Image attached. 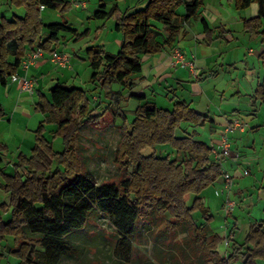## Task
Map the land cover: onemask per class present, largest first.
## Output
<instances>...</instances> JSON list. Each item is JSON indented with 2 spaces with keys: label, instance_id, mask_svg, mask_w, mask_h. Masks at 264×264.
Returning a JSON list of instances; mask_svg holds the SVG:
<instances>
[{
  "label": "trees",
  "instance_id": "trees-1",
  "mask_svg": "<svg viewBox=\"0 0 264 264\" xmlns=\"http://www.w3.org/2000/svg\"><path fill=\"white\" fill-rule=\"evenodd\" d=\"M102 1L93 17L113 19L122 41L114 53L98 45L86 47L94 85L88 90L100 88L105 97L115 98L119 95L112 89L115 82L126 88L129 96L143 101L133 110L128 127L125 121L119 126L121 135L114 158L128 176L118 182L97 183L90 171L80 170V129L110 106L97 111L101 100L90 106L86 89L63 81H56L48 97L38 93L35 107L45 114V120L36 130L31 154H18L12 174L0 170V187L9 195V202L0 208L10 213L8 221L0 214V240L13 236L9 253L16 259L14 264H63L65 260L85 264L89 244L96 246L95 253H105L111 264H264V220L252 221L241 243L230 241L225 251L222 249L223 237L211 227L212 215L199 196L221 175L219 160L212 157L209 144L197 138L195 129H185L181 136L175 134L183 122L198 127L212 119L185 100L175 99L174 92L170 109L146 100L142 91L132 92L133 76L141 72L143 58L167 47L171 50L178 36L184 34L183 26L198 15L203 0H146L143 7H138L143 0H136L124 9L117 4L107 9ZM229 1L238 10L257 3V14L243 18V28L260 33L264 42V0ZM6 4L22 7L24 12L11 18L0 14L2 86L17 75L30 51L40 48L51 54L58 48L61 32L75 39L83 34L66 22L45 23L42 19L46 8L68 9V0H6ZM180 5L184 6L182 14L177 11ZM201 22L203 40L211 44L212 29L206 20ZM258 57L264 64V51ZM217 73L211 69L206 77ZM250 102L264 104V78L251 93ZM46 122L56 124L52 136L62 137L61 151L54 150L52 141L43 136ZM163 144L180 157L141 152L147 146ZM189 194L193 195L190 202ZM195 212L200 213V222L193 219ZM99 217H106L112 226L109 248L98 230L90 231L98 236L95 241L84 242L88 225H95L91 218ZM142 236L151 242L149 257L135 256ZM3 257L0 253V264Z\"/></svg>",
  "mask_w": 264,
  "mask_h": 264
},
{
  "label": "rangeland",
  "instance_id": "rangeland-1",
  "mask_svg": "<svg viewBox=\"0 0 264 264\" xmlns=\"http://www.w3.org/2000/svg\"><path fill=\"white\" fill-rule=\"evenodd\" d=\"M68 1L70 2V7L65 11L47 8L42 11V18L46 22H66L70 26L76 28L79 33L83 32L78 39L73 38V36L69 33L61 32L59 34L58 47L63 49L61 52H66L69 62L65 66H57L51 62L58 70L56 71L54 68L52 69H54V74L58 73L60 76L61 71L69 68L72 63L75 68L70 70L72 71L71 75L67 78L60 79V81L86 89L87 97L90 100V106L96 105L97 102L101 100L99 104L100 109L97 111H100L103 107L107 108L110 106L109 110L105 111L103 115L94 117L92 120L87 121L82 125L78 138L77 154L80 161L81 172L90 171L97 183L118 182L128 176V172L125 168H123L114 158L115 149L121 135L119 126L125 121L128 127V123L134 117L133 110L143 101H139L134 96H129L128 90L126 88L123 89L120 84L115 82L112 84V89L119 92V95L115 98L105 97L100 88H96V90H88L92 89L94 85L90 82L92 70L89 67L86 47L89 45H98L105 51L114 53L120 46L122 35L118 31L114 30L113 19L109 18L101 20L93 17V12L101 3L100 0ZM102 2L106 4L107 9L113 6L115 2H117L119 7L123 9L124 3L131 6L134 5L136 0H103ZM145 3L146 0H143L139 3L138 7H143ZM183 9L184 6L180 5L177 8V11H183ZM252 9L253 7H248L246 9L238 10L234 7L233 2L229 0H203V5L198 12L199 14L196 17L191 18V23L192 25H197L198 28H200L202 27V22H200L199 18L207 19L213 32L212 41L214 42L213 44L201 45V49L206 51V53L210 54L212 52H219L220 54H225L228 49H235V51L232 52V60L234 57L239 56L238 59L235 60L236 62L231 63L229 66L232 67V78L235 80L234 82L239 84L242 88L243 86H248L249 84L250 86L252 85L253 87L251 90L254 91L257 85V78H264V64H262L258 57V55L264 51V42H262L260 33H252L243 28V18H249L250 16H254V14H256L252 12ZM23 12L24 10L22 7H12L6 4V0H0V14H3L5 17L11 18L13 14L22 15ZM209 12L214 13V15L212 16ZM103 22L104 26H102ZM220 22L223 24L221 25ZM221 26L224 30H222ZM248 48H252L253 50V56L251 57L249 65L252 69H247V63L243 55L244 53L246 54ZM218 66H220V64ZM75 70L79 71V76L75 75ZM229 78L230 74L226 73V81ZM45 82L46 83H44V81H39L38 87L42 89V94H45L48 97L49 89L56 83V80L48 77ZM140 91L141 89L139 88L134 91L132 89V92ZM253 91L250 93H253ZM143 92L147 93L148 98L150 97V90L149 93L148 91ZM158 92L159 95L162 94L160 91ZM14 93L17 95V90L15 91L14 87L9 88L8 86L5 87L0 84V103L4 108V113L2 115L0 114V170L6 174H8L7 170H9L10 174L13 173V163L16 161L20 152L24 153L27 157L30 156L31 148L35 143L36 130L39 123L45 120V114H43V112L37 109L34 105V103L38 101L39 95L37 93L34 94L35 101L32 98H28L20 102V107L16 109H14V107L17 96L13 99V96L15 95ZM157 95L158 94L151 96L158 105L163 107L172 106V101L170 99ZM172 95L173 93L169 95V98ZM243 112L245 114L246 111L244 110ZM121 113H124L126 117L124 118ZM194 128L197 127H192V125L183 122L181 126L177 128L175 134L177 136H181L186 133V131H184L185 129L190 132ZM198 129H201V126H198ZM55 130L56 124L46 122L42 134L47 140L52 141L54 150L61 151L63 149L62 137H53L52 135H54ZM197 136L200 137L201 135L198 134ZM141 152L145 155L153 153L154 155L161 157L167 155L170 158H175V156L177 158L180 157V153H177L176 150L167 144L155 145L154 147L147 146L142 149ZM54 167L55 165H53V168ZM192 197L193 195L189 194L187 196V201L190 202ZM3 202L6 204L9 202V195L5 193L2 187H0V205ZM241 208L243 209L244 214L242 212L243 217L240 222L242 224L239 227L240 229H238V236L239 234L240 236H243L245 227H242V225L247 221L248 217L252 220L251 216L253 215L250 208L247 209L245 205H242ZM7 211L9 210L2 211L0 208L1 218L3 219L4 217V221L10 218V213ZM212 212L215 217L212 225L215 226L218 222V215L216 210L213 208ZM254 212H256V210ZM192 217L196 222H200L201 218L198 212L193 213ZM90 221L95 225H88L87 228L89 232H87L86 238L83 237L84 242L89 244L92 239L95 241V238L98 236L90 231L98 230L97 233H99L100 239L103 238L106 243L105 247L109 248L110 245L108 240L111 238L112 234V226L109 220L106 217H99L97 219L91 218ZM219 228V231L226 229V222L223 221L220 223ZM141 242L142 245H138V250L135 253V256H151V242H147V238H145V236H142ZM13 244L14 240L11 235H6L4 239L0 240V253H3L4 255L2 264H14L16 262V259L9 253ZM96 250L97 248L95 245H88V251L90 253L87 254V258L84 260L85 264H111V259L104 256L105 253H95ZM63 264L74 263L72 261L65 260L63 261ZM232 264H240V262L235 261Z\"/></svg>",
  "mask_w": 264,
  "mask_h": 264
},
{
  "label": "crops",
  "instance_id": "crops-1",
  "mask_svg": "<svg viewBox=\"0 0 264 264\" xmlns=\"http://www.w3.org/2000/svg\"><path fill=\"white\" fill-rule=\"evenodd\" d=\"M115 4L118 5L117 2ZM127 6L130 5L124 3V8ZM249 7H253L252 12L257 14L258 6L256 2H253ZM178 12L182 14L184 9ZM209 13L212 16L214 15V13ZM202 19L207 21L206 18H199L200 22ZM43 21L48 23L44 19ZM220 23L221 25L223 24L222 22ZM102 26H104V22ZM183 29L184 34H180L175 43L191 59L193 67L174 65L171 50L167 47L160 53L143 58L141 72L133 76L134 85L132 89L134 91L139 88L141 91H148V93L150 90L149 98L147 93L142 91L146 95V100L153 101L157 106L167 109L171 107L158 105L152 96L158 94L157 96H164L170 99L171 96L169 98V95L174 92L175 99H183L190 104V107L208 115L212 122L205 123L201 126V129H198V127L194 129L199 135L203 136H197L198 139L207 140L206 143L208 144L214 143L217 149H220L219 138L224 134L226 126L232 124L234 120L238 122L239 125L226 132L229 140V150L219 160L221 175L199 194L212 215L211 227L223 237V245L221 247L225 251V235H230V241L241 243L249 224L254 220H264V104L258 102L254 105L251 104L250 92L253 91L251 90L252 85L250 86L249 84L242 88L234 82L232 67L229 66L238 59L239 55L232 60V52L235 49L225 50V54H220L219 52L208 54L201 49L202 44H207L203 40V27L198 28L197 25H192L190 19L183 26ZM57 50L62 51L63 49L58 47ZM243 55L247 63V69H252L249 66L253 56L252 48H248L246 54L244 53ZM49 58L50 54L44 53L43 57H40L27 69L20 68L17 73V79L12 80L10 78L6 86L9 88L14 87L15 91L17 90V95L14 93L15 95L13 96V99L17 96L14 109L20 107L19 103L28 98L34 100L35 93H42V89L38 87L39 81L46 83L45 81L48 77L60 81V79L69 77L72 72L70 70L75 68L71 63L69 68L63 69L59 76L58 73L54 74V69L56 71L58 69L53 66ZM219 64L220 66H218ZM211 69L218 70V73L215 76L206 77ZM75 73L76 76H79L78 70H75ZM226 73L230 74V78L227 81L225 79ZM22 76L33 81L34 91L32 94L21 89L19 77ZM204 77L206 78L204 79ZM260 81L261 79L257 78L256 83ZM158 91L162 94L159 95ZM0 107L4 113L1 103ZM243 109L246 111L245 114ZM7 173L10 174L9 170H7ZM228 197L236 200V206L225 217L223 208ZM242 205H245L247 209L250 208L253 215L251 214L252 220L248 217L247 221L242 225V227H245L243 236H240V234L238 236V229H240L239 227L242 224L240 222L244 214L241 208ZM212 208L216 210L218 215V222L215 226L212 225L215 219ZM255 210L256 212H254ZM9 219H6V221ZM223 221L226 222V229L219 231L220 223Z\"/></svg>",
  "mask_w": 264,
  "mask_h": 264
},
{
  "label": "built area",
  "instance_id": "built-area-1",
  "mask_svg": "<svg viewBox=\"0 0 264 264\" xmlns=\"http://www.w3.org/2000/svg\"><path fill=\"white\" fill-rule=\"evenodd\" d=\"M78 4V3H77ZM83 4V3H82ZM171 53L174 58V65L179 64L181 67H193V62L191 59L188 58V56L185 54L182 48H180L177 44L172 46ZM44 52L42 49L37 48L33 51H30L27 56L21 61L20 68L27 69L30 65L34 64L40 57H43ZM50 60L52 63H54L57 66H65L69 62L68 55L66 52H61L58 50H54L50 54ZM18 78V75L14 74L11 76L12 80H15ZM20 80V87L22 90L26 91L29 94L33 93V81L25 76L19 77ZM238 124L236 120L233 121L232 124H228L226 128L224 129V134H222L219 138L220 142V149H217L216 145L214 143H210L209 146L211 148V155L216 158L217 160H220L223 155H225L229 150V140L226 136V132L229 129L235 128ZM236 206V201L234 198L228 197L225 200L224 203V215L227 217V215L233 211V209ZM230 235L224 236V244L227 246L230 242Z\"/></svg>",
  "mask_w": 264,
  "mask_h": 264
}]
</instances>
